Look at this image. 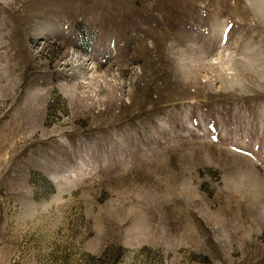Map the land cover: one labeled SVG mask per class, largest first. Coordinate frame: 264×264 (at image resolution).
<instances>
[{"label":"rangeland","instance_id":"obj_1","mask_svg":"<svg viewBox=\"0 0 264 264\" xmlns=\"http://www.w3.org/2000/svg\"><path fill=\"white\" fill-rule=\"evenodd\" d=\"M0 264H264V0H0Z\"/></svg>","mask_w":264,"mask_h":264}]
</instances>
